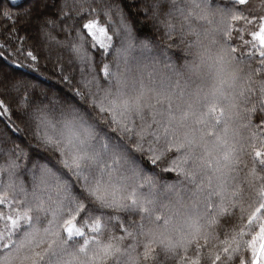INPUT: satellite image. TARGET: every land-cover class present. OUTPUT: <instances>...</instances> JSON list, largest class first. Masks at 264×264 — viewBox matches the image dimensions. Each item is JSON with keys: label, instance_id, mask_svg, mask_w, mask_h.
I'll use <instances>...</instances> for the list:
<instances>
[{"label": "snow or ice", "instance_id": "1", "mask_svg": "<svg viewBox=\"0 0 264 264\" xmlns=\"http://www.w3.org/2000/svg\"><path fill=\"white\" fill-rule=\"evenodd\" d=\"M95 4L24 9L77 25L72 97L0 69V264H264V0H143L158 40Z\"/></svg>", "mask_w": 264, "mask_h": 264}, {"label": "trees", "instance_id": "2", "mask_svg": "<svg viewBox=\"0 0 264 264\" xmlns=\"http://www.w3.org/2000/svg\"><path fill=\"white\" fill-rule=\"evenodd\" d=\"M8 0H0V5L6 4ZM42 0H21L18 7L11 9L12 19L5 20L0 15V69H4L9 73L23 74L24 78L38 82L41 86L51 89L53 92L62 96L72 97L76 85L82 78L81 65L70 50V42L75 36L76 26L72 20H61L57 27L52 29L53 35L57 40L63 41L65 46L57 44L55 41L49 42L46 38L41 39L38 35V28L34 22H29V18L24 15V9L31 7L33 4H41ZM51 6L53 4H63L64 0H47ZM69 4V15L75 16L71 11V5L74 0H67ZM93 7L96 6L95 0H90ZM143 0H116L120 8L123 10L128 22L132 25L133 32L140 39L158 40L159 33L152 26L151 21L145 18V14L140 10ZM218 3L224 5L226 0H217ZM255 6H259V0H253ZM87 8V5L85 6ZM49 16H57L56 8L49 7L41 9ZM87 15V12L81 14ZM79 19V17H77ZM67 28V31L64 29ZM23 38V39H21ZM32 50L39 57L40 72H34L28 67L17 68L16 64L26 61V50ZM93 55L95 51L90 48ZM23 52V54H21ZM98 63V57H97ZM84 74H88L87 66H84ZM67 76L69 79H63ZM14 95V94H12ZM0 99H6L0 93ZM6 103H10L12 107L13 119L15 115V103L6 99ZM19 123V121H17ZM21 127H23L21 125ZM8 132V135L16 139L17 143L27 142L31 139L24 132L13 133L6 129V121L4 117H0V132ZM41 155L50 157V154L41 150ZM51 158V157H50ZM53 162H55L53 158ZM151 168V165H148ZM157 174L163 181L174 182L176 180L175 173H166L161 169H156Z\"/></svg>", "mask_w": 264, "mask_h": 264}, {"label": "rangeland", "instance_id": "3", "mask_svg": "<svg viewBox=\"0 0 264 264\" xmlns=\"http://www.w3.org/2000/svg\"><path fill=\"white\" fill-rule=\"evenodd\" d=\"M19 1H21V0H17V2H19Z\"/></svg>", "mask_w": 264, "mask_h": 264}]
</instances>
